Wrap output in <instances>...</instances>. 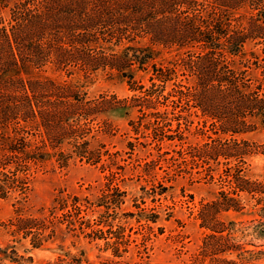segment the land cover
Returning a JSON list of instances; mask_svg holds the SVG:
<instances>
[{
    "label": "trees",
    "instance_id": "trees-1",
    "mask_svg": "<svg viewBox=\"0 0 264 264\" xmlns=\"http://www.w3.org/2000/svg\"><path fill=\"white\" fill-rule=\"evenodd\" d=\"M100 75L125 83L133 95L91 102L88 88ZM50 86L73 105L53 101ZM108 116L129 119L124 134L105 136L121 147L108 151V160L137 154L140 139L150 138L157 158L151 144L146 157L167 160L163 147L178 141L190 148L189 160L210 161L212 186L222 178L231 189L200 204L196 221L205 233L188 264H222L217 253L239 251L246 224L251 238L264 239V179H253L244 161L264 157V144L242 138L264 130V0H0V155L52 160L71 145L50 152L34 143L37 132L56 139L104 121L110 128ZM82 145V160H101L97 138L87 136ZM110 165L94 201L56 198L46 224L27 227L33 248L72 236L76 221L62 220L77 204L95 214V207L105 209L80 236L89 229L103 238L109 231L114 256L129 252L125 224L115 216L127 192ZM232 215V222L224 219Z\"/></svg>",
    "mask_w": 264,
    "mask_h": 264
},
{
    "label": "rangeland",
    "instance_id": "rangeland-1",
    "mask_svg": "<svg viewBox=\"0 0 264 264\" xmlns=\"http://www.w3.org/2000/svg\"><path fill=\"white\" fill-rule=\"evenodd\" d=\"M69 80L70 77H67L64 82ZM68 86L71 87L70 84ZM49 88L56 91V88ZM55 91L51 92L53 101L73 105V100L64 98L66 94L58 95ZM113 95L123 99L131 97L133 92L129 91L125 83L104 75L94 78L88 88L89 100L94 103ZM132 118L137 117L134 114ZM106 119L114 126L110 125L109 128L104 121L105 124H91L76 134L64 133L63 136L62 133L56 139L49 135L45 137V133L42 138L41 131L37 134L32 131L37 135L33 137L37 138L33 140L34 143L37 146L46 145L50 152L59 150L60 145H71L70 150L65 148L66 154L54 153L52 160H17L12 155H0V264H114L132 261L135 263L131 264H188L199 254L205 230L196 221L198 209L202 202L213 201L218 192L231 191L227 183H224L225 180L219 178L218 185L212 186L206 179L210 172L205 161H210L189 160L190 148L178 141L169 142L163 147L164 159L167 160L146 157V144H151L147 147L157 158V148L151 138L148 141L140 139L143 145L137 154H124L118 160H108V151L115 153L121 147L114 139L108 140L105 136L116 134L119 137L124 134L126 128H129V119L114 116ZM176 134L175 131L167 132L169 136ZM87 136L101 142L100 147L98 145L103 152L101 160L94 159L95 156L89 160L80 158L81 144ZM242 138L258 145L264 144V130L246 134ZM96 146L93 144L92 147ZM69 156L71 159L67 160ZM244 161L250 165L248 173L253 179H264L263 156ZM110 164L122 180V189L127 192L123 197L124 204L115 216L125 224L124 242H129V252L123 251L121 259L114 256L112 247L107 245L113 241L109 231H106L103 238L101 233H91L89 229L85 236H80L79 232L88 224V219L93 223L105 209L95 207V214L85 207L79 210L77 204L76 211L71 209L62 220L63 224L66 220L76 221L74 234L62 243L50 241L40 248H33L30 243L32 236L26 235L29 231L27 227L36 224V228H42L47 216L51 217L50 211L56 198L66 195L87 197L94 201L92 195L102 194L100 189L107 183ZM27 178L28 181H25ZM15 182H18V189L14 188ZM156 215L160 216L158 224L145 220V217L153 218ZM224 219L232 222L235 215ZM249 226L246 224L242 228L245 230V235H242L245 238L239 251L217 253L222 264H264V239L251 238ZM18 227L21 228L20 233L15 232ZM126 248L123 247L124 250ZM207 261L210 262V259Z\"/></svg>",
    "mask_w": 264,
    "mask_h": 264
}]
</instances>
